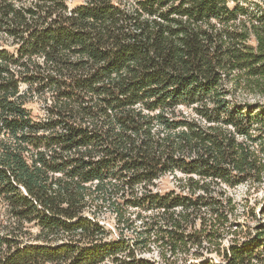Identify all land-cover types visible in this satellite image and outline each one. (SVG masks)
I'll return each instance as SVG.
<instances>
[{"label":"trees","instance_id":"1","mask_svg":"<svg viewBox=\"0 0 264 264\" xmlns=\"http://www.w3.org/2000/svg\"><path fill=\"white\" fill-rule=\"evenodd\" d=\"M263 177L264 0H0V264H154L143 234L264 264V205L218 243L227 190Z\"/></svg>","mask_w":264,"mask_h":264},{"label":"rangeland","instance_id":"2","mask_svg":"<svg viewBox=\"0 0 264 264\" xmlns=\"http://www.w3.org/2000/svg\"><path fill=\"white\" fill-rule=\"evenodd\" d=\"M85 0H66L69 8L83 3ZM255 1V0H249ZM232 1H229V5H233ZM231 86V84H229ZM24 89V87L22 88ZM239 100L253 101L257 99H263L257 96L246 95L244 93L235 94ZM27 107L30 109L31 115L35 119H41L44 116V103L37 99L35 96L31 97V100L27 103ZM182 177L181 174H165L154 181L153 190L160 193L167 192L169 190L177 189V178ZM227 195L232 200L233 208L232 212L228 215V220L231 226H228L227 230L222 232V238L220 239L219 246H226L230 240L239 239L243 234L252 230L255 226L261 223L262 218V206L264 205V177L260 183L250 182L247 184L238 185L235 188L227 190ZM104 223L112 232V235L119 234L122 231L123 236L137 239V232H142V224L138 221L134 223L133 228L126 229L123 225L116 227L114 218L108 214L105 215ZM34 230V229H33ZM145 243L139 245L140 249L137 251L138 255L143 256L147 260L154 264H181L184 259H193V252L196 248H190L187 252L172 253L168 247H165L161 242H155L153 237L148 238L146 234H143ZM215 245V244H214ZM213 248H218L217 245L213 246L208 243H204L197 249L198 253L203 256H210L215 261L219 262L221 257L216 251H211Z\"/></svg>","mask_w":264,"mask_h":264}]
</instances>
